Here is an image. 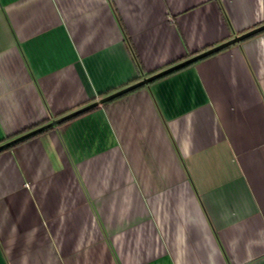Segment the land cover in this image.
Here are the masks:
<instances>
[{
	"label": "crops",
	"instance_id": "crops-1",
	"mask_svg": "<svg viewBox=\"0 0 264 264\" xmlns=\"http://www.w3.org/2000/svg\"><path fill=\"white\" fill-rule=\"evenodd\" d=\"M261 23L264 0H0V143ZM0 264H264V30L1 149Z\"/></svg>",
	"mask_w": 264,
	"mask_h": 264
},
{
	"label": "water",
	"instance_id": "water-1",
	"mask_svg": "<svg viewBox=\"0 0 264 264\" xmlns=\"http://www.w3.org/2000/svg\"><path fill=\"white\" fill-rule=\"evenodd\" d=\"M262 30H264V23H261V24L255 26V27H252V28H250V29H248V30H246L244 32L239 33V34H236V35L232 36L231 38H228L226 40H223L220 43H217V44H215L213 46H210L207 49L199 51V52H197V53H195V54H193L191 56H188V57H186V58H184L182 60H179V61H177V62H175V63H173V64H171L169 66H166V67H164V69L162 68V69H160V70H158V71H156L154 73H150L149 75L144 76L141 79H139V80L127 85V86H124V87H122V88H120V89H118V90H116V91H114V92H112L110 94H107V95H105V96H103V97H101V98H99V99H97V100H95L93 102H90V103H88L86 105H83V106H81L79 108H76L75 110H72V111H70V112H68L66 114H62L61 116L53 118V119H51L50 121H48V122H46L44 124L36 126V127L32 128V129H30V130H28V131H26V132H24L22 134H19V135L15 136V137H13V138H11L9 140H6V141L0 143V149L5 147V146H8V145H10V144H12V143H14L16 141H18V140H20V139H22L24 137H27V136H29L31 134H34V133H36V132H38V131H40V130H42L44 128H47V127L52 126V125H55L58 122H60L61 120H64V119L70 117V115L72 116L74 114H77V113L89 108V107H92L93 105H96V104L101 103V102H103L105 100L111 99L112 97H114L116 95H119V94H121V93H123V92H125L127 90H130V89L136 87L137 85L139 86L140 84H146L149 81L151 82V80H153V79H155L157 77H160V76H162V75H164V74H166V73H168V72H170V71H172L174 69H177V68L182 67V66H184L186 64H189V63L197 60L198 58L203 57L206 54L212 53V52H214L216 50L218 51L219 49H221V48H223V47H225L227 45H230V44L235 43V42H239L240 40H242V39H244V38H246V37H248V36H250V35H252L254 33L260 32Z\"/></svg>",
	"mask_w": 264,
	"mask_h": 264
},
{
	"label": "trees",
	"instance_id": "trees-1",
	"mask_svg": "<svg viewBox=\"0 0 264 264\" xmlns=\"http://www.w3.org/2000/svg\"><path fill=\"white\" fill-rule=\"evenodd\" d=\"M195 52H197V51H194V52H192V53H195ZM36 125H38V124H35L34 126H36ZM12 144H13V143H12ZM12 144H11V145H12ZM8 146H10V145H8ZM8 146H5V147H3V148H6V147H8ZM3 148H1V149H3ZM1 149H0V150H1Z\"/></svg>",
	"mask_w": 264,
	"mask_h": 264
}]
</instances>
